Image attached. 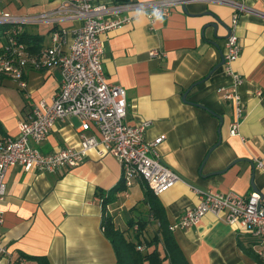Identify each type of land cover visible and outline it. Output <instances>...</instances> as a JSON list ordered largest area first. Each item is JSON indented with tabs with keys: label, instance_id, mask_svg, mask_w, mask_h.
<instances>
[{
	"label": "crops",
	"instance_id": "0c3cea01",
	"mask_svg": "<svg viewBox=\"0 0 264 264\" xmlns=\"http://www.w3.org/2000/svg\"><path fill=\"white\" fill-rule=\"evenodd\" d=\"M61 1L8 0L1 5L14 14L32 15L53 10ZM129 1L146 0H96L104 4ZM243 1L248 10L240 13L235 29L243 50L234 68L245 78L239 135L230 132L232 104L218 92L232 80L223 66L187 97L210 110L183 100L186 91L221 62L228 27L232 28L231 7L191 3L186 10L178 7L162 22L140 14L104 38V67L110 80L127 90L128 119L152 121L148 139L166 135L160 146L162 157L181 176L158 196L170 224L186 207L198 203L195 189L242 195L256 191L264 201V170L258 162L264 161V0ZM216 18L226 24L219 25V37L214 27L206 28ZM25 30L28 36L42 39L41 46L52 43L49 24L27 25ZM155 49L161 54L152 56ZM26 78V90L9 77L0 80V136H17L20 121L33 106L41 99L52 101L62 82V69L56 65L46 70L29 68ZM217 115L224 118L218 145L221 122ZM79 124L75 117L57 121L41 150L52 154L79 148ZM6 181L1 208L2 244L7 252L0 264H37L29 255L46 256L51 264H118L102 227L105 210L99 201L101 193L109 194L122 185V167L116 156L90 151L81 165L62 172L28 171L16 165L8 170ZM145 199L144 183L139 180L116 193L108 212L117 227L126 230L131 220L144 218L149 211ZM173 234L191 264H263L252 248V239L213 214Z\"/></svg>",
	"mask_w": 264,
	"mask_h": 264
},
{
	"label": "built area",
	"instance_id": "2783aa9c",
	"mask_svg": "<svg viewBox=\"0 0 264 264\" xmlns=\"http://www.w3.org/2000/svg\"><path fill=\"white\" fill-rule=\"evenodd\" d=\"M191 3L226 5L234 11L223 64L232 80L229 85L219 87L218 92L232 104L234 118L230 132L239 135L245 109L241 93L245 78L234 68L243 50L235 29L240 13L248 10L243 0H146L114 4L62 0L57 8L32 15L14 14L0 4V75L17 81L20 88L26 90L27 69L46 70L55 65L62 69V82L52 101L41 99L36 103L27 118L20 121L17 136H0V259L7 252L2 244L4 214L1 205L7 194L6 176L12 166L20 165L28 171L62 172L81 165L90 151H96L99 156L114 155L119 159L126 188L139 180L160 196L181 180L180 174L162 157L160 146L166 135L148 139L152 121L128 119L127 90L110 80L103 53L104 38L109 31L131 23L140 14L153 22L154 9L163 11L167 18L178 7L184 8ZM74 22L79 24L72 28L65 26V23ZM37 24L52 26V43L33 51L22 36L27 25ZM160 54L156 49L151 51L152 56ZM72 117L80 122V147L44 153L40 145L56 122ZM258 162L264 170L263 159ZM195 190L199 193L198 203L186 207L178 220L169 224V229L175 232L190 228L205 215L213 214L248 235L255 254L264 264V201L261 195L256 191L242 195L234 191ZM104 196L99 198L102 205ZM138 249L144 251L145 247L139 245Z\"/></svg>",
	"mask_w": 264,
	"mask_h": 264
},
{
	"label": "trees",
	"instance_id": "16d2710c",
	"mask_svg": "<svg viewBox=\"0 0 264 264\" xmlns=\"http://www.w3.org/2000/svg\"><path fill=\"white\" fill-rule=\"evenodd\" d=\"M22 39L33 51L41 48L42 39L39 37L28 36L25 32ZM4 78V75H0V80ZM144 188L149 211L144 218L131 220L126 230L117 227L114 217L107 209V205L115 199V194L126 189L125 184L122 182V185L115 187L108 196L106 193H101V196L105 195L102 227L113 244L118 264H191L174 232L169 229L170 223L158 196L146 184ZM139 245H143L145 250H139ZM28 258L36 261L37 264H51L46 256L29 255Z\"/></svg>",
	"mask_w": 264,
	"mask_h": 264
},
{
	"label": "water",
	"instance_id": "95a60500",
	"mask_svg": "<svg viewBox=\"0 0 264 264\" xmlns=\"http://www.w3.org/2000/svg\"><path fill=\"white\" fill-rule=\"evenodd\" d=\"M184 9L186 10V7H184ZM206 14L215 17L214 13H212V12H207ZM216 19H217V22H210V23H208V24L206 25V28H207V27H211V26L214 27V28H215V32H216V37H219V36L217 35V31H218V27H219V25L222 24V25L226 26V24H225L224 22H222L221 20H219L218 18H216ZM227 27H228V26H227ZM228 29H229V33H228V35H227V38L229 37V35H230L231 32H232L230 27H228ZM224 62H225L224 52H222V60H221V62L218 63V64L214 67V69L210 72V74H209L207 77H205L204 79H202V80H200V81L195 82V83H194V84L188 89V91H186V93H185L184 96H183V100L186 101V102H188V103H193V104L198 105V106H200V107H203V108H205V109H207V110H210V109H208L207 107H205L204 105H201V104H199V103H195V102H191V101H189L187 97H188L189 92H190L195 86L199 85L200 83H202V82H204L206 79H208L212 73H214L217 69H219L221 66H223ZM217 117L220 119L221 125H220V128H219L220 138H219V141H218V143H217L216 145L220 144V142L222 141L221 131H222V126H223V124H224V118H223L222 116H219V115H217ZM216 145H215V146H216ZM213 148H214V147H213ZM212 150H213V149H211L210 152L208 153V155H207L205 161L208 159V156L210 155V153L212 152ZM222 172H224V170H223V171H219V172H217V173H222ZM261 197H262V196H261ZM262 199H263V197H262Z\"/></svg>",
	"mask_w": 264,
	"mask_h": 264
},
{
	"label": "clouds",
	"instance_id": "9594fccd",
	"mask_svg": "<svg viewBox=\"0 0 264 264\" xmlns=\"http://www.w3.org/2000/svg\"><path fill=\"white\" fill-rule=\"evenodd\" d=\"M152 15L155 17L156 21L162 22L164 19V12L160 9H154Z\"/></svg>",
	"mask_w": 264,
	"mask_h": 264
},
{
	"label": "rangeland",
	"instance_id": "374dc122",
	"mask_svg": "<svg viewBox=\"0 0 264 264\" xmlns=\"http://www.w3.org/2000/svg\"><path fill=\"white\" fill-rule=\"evenodd\" d=\"M2 1L4 2H7L8 0H0V4L2 3ZM7 10V9H6ZM10 11V10H9ZM11 79V78H10Z\"/></svg>",
	"mask_w": 264,
	"mask_h": 264
}]
</instances>
